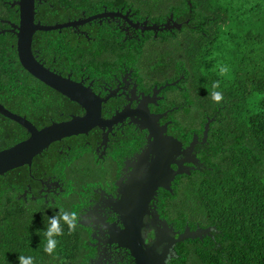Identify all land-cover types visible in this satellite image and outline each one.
<instances>
[{
	"label": "flooded vegetation",
	"instance_id": "flooded-vegetation-1",
	"mask_svg": "<svg viewBox=\"0 0 264 264\" xmlns=\"http://www.w3.org/2000/svg\"><path fill=\"white\" fill-rule=\"evenodd\" d=\"M168 1L34 0V24L61 26L33 32L31 52L34 58L48 71L89 89L101 104L100 126L87 134L54 142L43 152L47 155H38L42 162H46L49 155L55 152L69 178L80 169L90 179L89 184L72 187V182L68 183L61 173L63 171H58L52 165L49 169L36 165L33 170V161L37 156L30 167H20L28 168L27 176L19 177L15 171L19 168L0 176L7 184L0 192V229L10 225L26 233L32 230L34 234L30 237L36 245L30 247L37 250L26 253L34 256L36 264H111L116 255L131 264H138L132 251L119 240V232L125 230V221L136 220L134 215H142V221L143 216L148 214L150 203L153 226L159 225L154 233L155 241L157 232L164 228V221L167 223V235L174 239L187 228L192 232L199 228H210L211 237L204 236L203 239L214 237L212 227H201L199 223L190 226L182 224L179 219L165 218L167 194H174V183L179 176L171 184L172 193L159 188L147 205L139 206L138 201L135 202L136 197L145 192L143 176L137 174L147 168L152 158L148 154L151 139L144 122L145 112L157 118L160 128L166 127V134L177 139L182 144V150L189 148L193 137H197L190 154L196 163H185L190 175L181 176L191 177L204 171L207 167L203 157L207 155V159L210 155L207 140L204 143L202 140L205 125L211 119L204 123L201 135L193 131L192 128L199 127L200 123L196 118L197 113H187L190 103L181 93L185 75L182 69H178L182 63L171 62L176 49H182L183 42L189 39L187 33L185 36L180 34L185 26H189V20L179 21L175 17V10L170 14L165 13L163 8L171 6ZM20 2L2 0L4 13L0 17V37L11 42L17 59ZM66 24L70 26H64ZM22 70L29 79L38 81L44 88L30 91L25 95L26 103L12 111L0 99V105L10 113L25 118L35 126L36 121L42 120L49 123L48 126L61 119L69 120L71 116L86 115V108L42 83L23 67ZM7 90L9 88L4 86L1 90L5 100L9 99ZM48 92L56 99L49 104H54V107H46L44 115L40 117L38 105L42 102V94ZM55 111L57 117L53 116ZM183 117L191 120L184 121ZM212 119L210 125L214 122ZM9 120L25 130L17 122ZM189 134L192 137L187 141ZM134 156L135 162L129 160ZM184 159V155L173 158L175 162ZM170 166L173 170L177 169L174 164ZM127 172L131 175L128 180H123ZM125 206L132 208L129 217L124 216ZM60 207L84 216L90 215L94 224L82 222L77 231L71 234L65 227L63 236L58 237L60 242L53 258L43 252V230L46 228V218L56 214ZM105 208L111 209V214L104 215ZM142 227L140 222V237ZM1 236L4 239L2 232ZM142 240L144 250L153 246H149L147 240ZM178 245L171 247L174 262L183 264Z\"/></svg>",
	"mask_w": 264,
	"mask_h": 264
},
{
	"label": "trees",
	"instance_id": "trees-1",
	"mask_svg": "<svg viewBox=\"0 0 264 264\" xmlns=\"http://www.w3.org/2000/svg\"><path fill=\"white\" fill-rule=\"evenodd\" d=\"M165 1L168 0H161ZM168 2L171 6L163 8L165 13L167 11L170 14L175 10V17L179 21L189 20V26H185L180 33L184 36L187 33L189 39L183 42L182 49H176L171 62L182 63L178 67L185 75L181 93L190 103L187 113H197L196 118L200 123L199 127L192 129L201 135L207 119L214 118V122L210 125L207 138L210 155L207 159V155L202 156L207 168L191 177H177L174 194H167L165 218L179 219L182 224L190 226L199 223L201 227L213 229V238L179 243L178 252L183 264H264V103L256 113L243 108V101L250 89L264 91V57H256L255 49H249V54L241 56L237 62L235 79L225 93V102L221 105L214 104L208 91L215 76L211 73L201 75L195 57L201 53L205 44L211 46L214 43L215 25L221 18L222 11L214 5L228 0ZM3 7L0 0V17L4 13ZM247 39L249 42L259 43L261 36L248 33ZM10 44L6 38L3 40L0 37V99L12 111L26 101L25 95L30 91H41L44 86L27 77ZM209 54V51L204 52V56ZM3 86L9 88L6 92H9L8 100L2 98ZM41 98L43 103L38 105L40 117L44 115L46 107H54V104H49L56 100L49 92L42 94ZM53 116L57 117V111ZM182 119L191 120L186 117ZM36 122L38 129L49 124L42 120ZM27 137L24 129L0 115V151L26 140ZM191 137L192 134H189L187 141ZM49 156L46 162H42L37 156L32 169L36 165L41 169H49L52 165L58 171H63L61 173L68 183L72 182V187L89 184L90 179L80 169L78 172L74 171L73 177L69 178L65 167L57 160L58 155L53 152ZM15 171L19 177H25L28 168ZM11 176L14 178V174ZM6 185L0 177V192ZM33 234L32 230L26 233L23 229L10 225L0 229V252L7 255L9 264H16L18 255H30L26 251L37 250L36 247H30L36 245V242H32Z\"/></svg>",
	"mask_w": 264,
	"mask_h": 264
},
{
	"label": "water",
	"instance_id": "water-1",
	"mask_svg": "<svg viewBox=\"0 0 264 264\" xmlns=\"http://www.w3.org/2000/svg\"><path fill=\"white\" fill-rule=\"evenodd\" d=\"M21 27L19 28L17 52L18 59L22 67L33 77L42 83L50 86L58 93L66 96L86 108L85 116H71L69 120L54 122L48 126L38 129L25 118L10 113L0 105V114L17 122L25 128L29 137L14 146L0 151V176L6 172L23 166H31L33 159L46 151L49 146L57 141L71 136L87 134L94 127L101 125V104L95 98L94 94L86 90L81 84H76L70 79L58 76L45 69L33 56L31 52V41L33 32L36 30L49 31L61 26L47 27L40 24H34V0H21L20 2ZM64 26H70L66 24ZM174 85V84H172ZM145 125L150 133L148 154L152 155L147 168L138 176L142 177L145 192L140 193L135 199L139 206L147 205L157 194L159 188L172 193L171 184L177 176L190 175V170L184 166L185 163H196L194 156L190 157L194 145L197 143V137H193L189 148L182 150V144L172 136L166 134V127L160 128L155 116L145 112ZM208 120L203 132L202 143L206 142L210 122ZM184 155L182 162H175L173 158ZM171 164L176 165L173 170ZM138 206V207H139ZM132 208L125 206L124 216L129 217ZM135 221H125V230L119 232V240L125 247H128L138 264H164L165 254L173 245L186 240L203 239L204 236L211 237L210 228L197 229L190 231L189 228L177 238H171L167 235L166 225L162 222L163 229L157 232L155 244L144 250V241L140 237L139 228L142 215H134ZM167 242L168 247L163 251V255L156 254L157 246Z\"/></svg>",
	"mask_w": 264,
	"mask_h": 264
},
{
	"label": "clouds",
	"instance_id": "clouds-1",
	"mask_svg": "<svg viewBox=\"0 0 264 264\" xmlns=\"http://www.w3.org/2000/svg\"><path fill=\"white\" fill-rule=\"evenodd\" d=\"M214 7L222 10L221 18L215 25L214 43L211 46L205 44L201 53L195 57V62L201 75L206 76L211 73L215 76V79L211 81L208 96L214 104L221 105L225 102V93L229 84L235 79L239 58L249 54V49L256 50V57H264V0H228V2L214 5ZM248 33L253 36L260 35L261 41L259 43L249 42ZM205 51H209L210 54L204 56ZM206 65H211V67H206ZM262 103H264V91L250 89L243 101V108L248 112L256 113L261 110ZM135 158L136 156L129 160L135 162ZM130 175L131 173H124L123 180H128ZM148 210V214L144 215L141 221L143 225L141 238L147 240L151 246L155 244L154 233L159 225L153 226L154 217L151 215V203ZM109 214H111V209L105 208L104 215ZM46 219V228L43 230L45 241L43 252L53 258L56 257L60 242L58 237L63 236L65 227L71 234L77 231L82 222L94 224L92 216H84L62 207L56 214L48 216ZM166 247L168 244L165 241L157 248V255H161ZM173 262V249L169 248L164 264H173ZM0 264H9L4 252H0ZM16 264H36V261L32 255L20 254L16 257ZM111 264H131V262L116 255Z\"/></svg>",
	"mask_w": 264,
	"mask_h": 264
}]
</instances>
